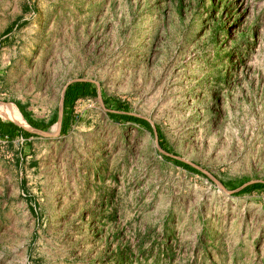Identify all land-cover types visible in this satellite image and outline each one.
<instances>
[{
	"label": "rangeland",
	"instance_id": "obj_1",
	"mask_svg": "<svg viewBox=\"0 0 264 264\" xmlns=\"http://www.w3.org/2000/svg\"><path fill=\"white\" fill-rule=\"evenodd\" d=\"M21 110L52 123L0 134V264H264V187L235 190L264 180V0H0Z\"/></svg>",
	"mask_w": 264,
	"mask_h": 264
},
{
	"label": "trees",
	"instance_id": "obj_2",
	"mask_svg": "<svg viewBox=\"0 0 264 264\" xmlns=\"http://www.w3.org/2000/svg\"><path fill=\"white\" fill-rule=\"evenodd\" d=\"M90 82L88 81H72L70 82L64 92V98H63V112H62V119H61V128L60 131L62 133L66 132L72 125L74 117L72 116V104L74 103L75 99L82 96V95H87L93 92L90 88ZM20 108V107H19ZM22 111V110H21ZM23 115L25 116L26 120L28 123L39 129L46 130L49 128L51 125V121H48L47 123H39L35 120H33L31 117H29L24 111H22ZM109 116L115 117L119 116L120 118L126 119V120H132L137 123H140L141 125L145 126H150L149 122L142 117H138L126 112H116V111H110L108 113ZM57 119V118H54ZM158 132V131H157ZM18 133L23 134L24 136H29L32 133L21 127L20 125L14 123L13 121L9 120H4L3 118L0 117V134L8 136L9 138H12L16 136ZM159 135V134H158ZM159 137V144L161 145L162 148V138ZM175 162L187 167V168H192L191 165L184 161H180L178 159H173ZM259 187H264V182H253L250 184L245 185L242 190L243 191H250L254 188H259Z\"/></svg>",
	"mask_w": 264,
	"mask_h": 264
},
{
	"label": "water",
	"instance_id": "obj_3",
	"mask_svg": "<svg viewBox=\"0 0 264 264\" xmlns=\"http://www.w3.org/2000/svg\"><path fill=\"white\" fill-rule=\"evenodd\" d=\"M76 80H82V79H75L73 81H76ZM70 82L72 81H69L67 84H69ZM67 84L64 86L63 88V91H62V97H61V101H60V107H59V115H58V118H57V132L60 131V128H61V119H62V112H63V98H64V92H65V88L67 86ZM4 118H8L10 119L11 121H13L14 123L20 125V126H23L27 129H30V130H33L35 132H39V133H42V134H49V130H40V129H36L35 127L31 126L29 123H20V122H17L16 120L12 119L11 117H7V116H3ZM154 129V132H155V136H156V139L158 140V132H157V128L154 126L153 127ZM158 147L159 149L162 151V152H165L167 154H170L168 152H166L164 149H162L159 144H158ZM171 156L175 157V158H179L178 156L174 155V154H170ZM181 159V158H179ZM188 162V161H187ZM189 164L195 166L192 162H188ZM197 167V166H195ZM205 173H207L213 180H215L217 182L218 185H220L222 187V184L220 181H218L217 179L214 178V176H212L211 174H209L208 172L204 171ZM255 181H261V182H264V180H255ZM254 181H248V182H245L243 183L240 187L236 188L235 190H239L241 189L242 187H244L245 185L249 184V183H252ZM234 191V190H233ZM231 192V191H230Z\"/></svg>",
	"mask_w": 264,
	"mask_h": 264
},
{
	"label": "bare ground",
	"instance_id": "obj_4",
	"mask_svg": "<svg viewBox=\"0 0 264 264\" xmlns=\"http://www.w3.org/2000/svg\"><path fill=\"white\" fill-rule=\"evenodd\" d=\"M3 110L5 112H7L10 116L20 119L21 115H20L18 109H16L14 106H12V105H3Z\"/></svg>",
	"mask_w": 264,
	"mask_h": 264
},
{
	"label": "crops",
	"instance_id": "obj_5",
	"mask_svg": "<svg viewBox=\"0 0 264 264\" xmlns=\"http://www.w3.org/2000/svg\"><path fill=\"white\" fill-rule=\"evenodd\" d=\"M68 85V84H67ZM67 87V86H66ZM66 89V88H65ZM33 120H35V119H33ZM35 121H37V122H39V123H47V122H45V121H43V120H35ZM27 129V128H26ZM36 129H39V128H36ZM27 130H29V129H27ZM40 130H43V129H40ZM30 131H33V130H30ZM35 132V131H34ZM36 133H39V132H36ZM39 134H41L42 135V133H39ZM15 137V136H14ZM13 138V137H12Z\"/></svg>",
	"mask_w": 264,
	"mask_h": 264
}]
</instances>
